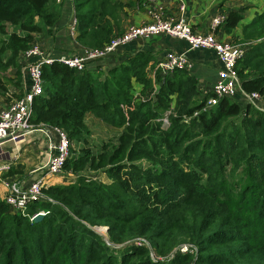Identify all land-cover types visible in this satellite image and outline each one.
Instances as JSON below:
<instances>
[{"label": "trees", "instance_id": "obj_1", "mask_svg": "<svg viewBox=\"0 0 264 264\" xmlns=\"http://www.w3.org/2000/svg\"><path fill=\"white\" fill-rule=\"evenodd\" d=\"M55 4L0 0V96L21 87L19 57L35 35L54 34ZM73 4L77 43H109L121 0ZM244 11L230 12L221 28L235 30ZM237 44L247 47L237 64L241 87L264 98V12ZM154 61L143 50L107 72L44 66V92L30 122L67 133L72 146L64 168L75 179L46 187L28 215L0 197V264H264V113L239 97L204 111L212 94L198 79L158 69L153 79ZM88 114L120 130L117 142L97 153L87 148ZM40 211L49 214L31 221ZM97 228H108L107 238ZM184 246L187 253L179 251Z\"/></svg>", "mask_w": 264, "mask_h": 264}, {"label": "built area", "instance_id": "obj_2", "mask_svg": "<svg viewBox=\"0 0 264 264\" xmlns=\"http://www.w3.org/2000/svg\"><path fill=\"white\" fill-rule=\"evenodd\" d=\"M55 1L61 4L63 0ZM69 1L73 2V0ZM152 1L157 5L150 9L151 22L128 27L122 34L114 36L109 43L101 48H85L81 54L53 57L42 46L33 43L28 50L21 54L24 61L23 72L26 73L29 83L28 89L20 97L13 98L0 110V146L6 141H12L15 144L21 143L27 134L34 131L42 132L51 142L48 161L36 170L41 175L28 184L5 183L4 174L11 170V166L0 165V184H5L9 189L4 201L13 212L28 215L29 206L45 198L43 191L47 187V177L63 174L65 164L71 155L72 144L65 131L46 126L34 127L30 122L34 101L44 92V66L60 63L82 73L86 71L90 63L105 60L133 42L166 36L173 40L186 42L190 51L213 52L218 59L220 68L214 85L209 92H205V94L211 93L212 96L207 100L204 111L216 106L223 99L239 97L245 104L252 105L264 113L263 96L259 92H246L241 87L237 64L247 52L246 45L222 42L216 37V31L225 23L227 16H215L211 20V31L201 34L195 32L185 18L187 11L185 0ZM170 4L177 6L179 16L166 14ZM77 26L78 22L74 14L70 24L72 36L76 37ZM192 67L193 63L187 53L174 51L167 52L157 64L162 75L175 71H189ZM165 122L167 123V120ZM40 214L47 216L49 212L40 211L31 216V221H34ZM179 251L187 253L189 247L184 246Z\"/></svg>", "mask_w": 264, "mask_h": 264}, {"label": "crops", "instance_id": "obj_3", "mask_svg": "<svg viewBox=\"0 0 264 264\" xmlns=\"http://www.w3.org/2000/svg\"><path fill=\"white\" fill-rule=\"evenodd\" d=\"M132 1L136 2V0H121L122 10L120 12L119 24L116 26L114 22H112L114 25L113 37L122 34L130 26H140L151 22L149 12L152 7H156L157 3L152 0H142L141 6L137 5V7H130L128 4ZM185 2L187 5L185 18L192 26L193 30L201 34H206L211 31V20L215 16H228L232 11L244 9L243 20L235 30L228 33L220 26L216 31V37L218 40L234 44H237L238 40L242 38L243 28L250 24L257 15L264 12V0H185ZM55 5L56 11L59 13L60 17L55 27L54 34L51 36H47L46 34L35 35L34 43L42 46L43 49L53 57L83 53L86 47L77 43L75 36H72L69 30V26L75 14V6L73 2L63 0L61 4L56 3ZM166 12L167 15L179 16L175 4H170ZM143 50L151 52L155 58L153 65L151 63L152 66L150 65L148 70L153 79L155 76L154 72L158 69V62H160L165 54L170 51L187 53L189 59L193 63V67L188 72L198 79L199 86L204 94L205 92H209L217 79L220 63L213 52L190 51L186 42L173 40L166 36L133 42L119 49L116 54L105 60L90 63L86 70H102L107 72L118 65V63L126 56L136 54ZM19 65L22 73V85L19 89L16 86H13L12 90L10 87L9 96H0V110L5 106V102H3L5 99L8 101L9 97H19L20 94H23V92L28 89L29 83L26 73L23 72L24 61L22 60L21 55L19 57ZM140 92L141 86L136 85L135 95L137 98H140ZM86 123L91 131L90 138L94 139L93 126H101L103 122L95 116L88 114L86 117ZM110 129L118 130L113 129L112 127H110ZM120 133L121 131L118 135H120ZM50 142L51 141L45 136V134L40 131H34L27 134L23 140V143H26V146L29 149L25 146L26 148L23 150L22 146H18L19 144H15L12 141H6L3 143L0 146V165L8 164L11 166V170L4 174L5 183L28 184L39 178L41 174L36 172V170L48 161ZM87 148H90L91 150L93 149L92 142H89ZM11 171L12 174H9ZM68 177L69 176L66 173L60 176H49L47 177V187L66 185L74 181L73 179V181L70 182ZM8 192V187L1 183L0 197L2 200H4Z\"/></svg>", "mask_w": 264, "mask_h": 264}, {"label": "rangeland", "instance_id": "obj_4", "mask_svg": "<svg viewBox=\"0 0 264 264\" xmlns=\"http://www.w3.org/2000/svg\"><path fill=\"white\" fill-rule=\"evenodd\" d=\"M69 30H70V26H69ZM1 38H2V36H0V40H1ZM10 75L11 76L15 75V72H14L13 69L10 70ZM12 87L13 86H11V89L13 90ZM1 100H3V99H1ZM3 102H5V105H6V102L8 103V101L6 99ZM103 124H101V126H99V125L98 126H93V133H94L95 137H94V139L90 138V140H89V142H92V148H93L92 151L95 152V153L99 152L102 149L104 144H106V143H116L117 140H118V136H119L118 134H119L120 131L119 130L110 129V126L106 125L104 122H103ZM18 146H22L23 150H24V148L27 147L26 143H23V142L19 143ZM82 146H83L82 144H76V149L79 150ZM64 173H66L69 176L68 178L70 179L69 180L70 182L73 181V179H75V177L72 176L71 173H69L67 171H64ZM63 174H61V175H63ZM89 175L93 176L94 174H89ZM58 176H60V175H58ZM95 177L97 179L101 180V181L103 180V181L107 182V177L105 175H103V174H96ZM95 230H97V232L99 234H101L102 236L107 238L106 228H97Z\"/></svg>", "mask_w": 264, "mask_h": 264}, {"label": "water", "instance_id": "obj_5", "mask_svg": "<svg viewBox=\"0 0 264 264\" xmlns=\"http://www.w3.org/2000/svg\"><path fill=\"white\" fill-rule=\"evenodd\" d=\"M44 217L45 216L43 214H40L34 219V222H40L41 220L44 219ZM106 231H108V228H106Z\"/></svg>", "mask_w": 264, "mask_h": 264}, {"label": "bare ground", "instance_id": "obj_6", "mask_svg": "<svg viewBox=\"0 0 264 264\" xmlns=\"http://www.w3.org/2000/svg\"><path fill=\"white\" fill-rule=\"evenodd\" d=\"M19 144V143H18Z\"/></svg>", "mask_w": 264, "mask_h": 264}]
</instances>
